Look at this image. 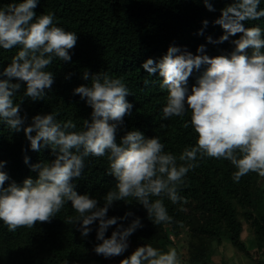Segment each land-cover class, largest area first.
Segmentation results:
<instances>
[{"label":"trees","instance_id":"16d2710c","mask_svg":"<svg viewBox=\"0 0 264 264\" xmlns=\"http://www.w3.org/2000/svg\"><path fill=\"white\" fill-rule=\"evenodd\" d=\"M21 2L0 0V8ZM233 2L209 0L214 9L210 11L204 0H37V7L33 9L36 16L54 13L53 24L74 32L77 41L69 50L70 61L54 57L45 69L53 73L54 82L45 89L42 98L33 100L25 94L26 82L10 80L20 84L13 101L19 106L24 124L16 131L0 118V171L8 176L3 187L13 182L22 187L27 178L35 181L38 169L34 166L51 164L56 158L50 145L42 146L39 151L32 150L23 131L36 115L56 114L57 121L72 120L76 124L74 131L86 130V122H92L93 109L87 98L75 94L74 90L80 85H90L91 77L96 74L121 78L129 90L126 99L133 107L117 127V145L122 144L128 132L139 131L146 139L159 137L164 152L177 158L185 148L196 146L198 134L191 124L190 109L182 117L164 118L168 92L161 87L163 78L158 71L149 74L142 65L149 58L158 63L170 46L199 55L197 48L204 45V54L210 57L230 56L235 50L234 41L243 34L229 35L220 42L225 30L215 21L222 9ZM260 9H264V0H260ZM241 23L245 28L260 27L264 39V17ZM18 51V46L12 49L0 46V79H9L3 72ZM252 51L249 48L247 54L250 56ZM261 52L264 54V48ZM208 67L202 64L199 69H193L187 82L189 92L192 86L198 85ZM85 73L88 79H84ZM109 155L106 152L100 157H85L80 177H73L71 181L78 194L96 199L100 207L104 206V197L109 191H117L118 180L110 174ZM177 162L180 163L179 159ZM195 163L197 167L186 174L179 186L183 199L173 204L167 197L163 198L170 221L155 223L133 197L116 200L106 218L117 217V224L108 227L105 238L117 227L126 228L139 217L142 226L127 238L128 248L121 254L123 259L146 244L162 251L171 249L169 226L178 239L186 235L188 264H218L216 254L220 255L221 264H228L223 248L226 242L241 252L245 262L264 264V176L249 172L235 182L232 177L236 168L227 159L206 155L201 159L198 154ZM78 216L71 201H66L50 222H37L32 228L20 227L10 232L0 221V264H109L111 257L95 251L102 243L97 239L99 219L84 236L81 221L73 222ZM177 255L180 259V254Z\"/></svg>","mask_w":264,"mask_h":264},{"label":"clouds","instance_id":"9594fccd","mask_svg":"<svg viewBox=\"0 0 264 264\" xmlns=\"http://www.w3.org/2000/svg\"><path fill=\"white\" fill-rule=\"evenodd\" d=\"M204 3L214 11L209 0ZM259 4L260 0H234L222 9L215 21L225 30L220 42L229 35L243 34L234 41L235 50L230 56L210 57L204 54V45L197 48L199 55L170 46L158 63L151 58L143 63L149 74L158 71L163 78L161 87L168 92L163 117H182L186 110L191 111V124L198 134L196 146L185 148L178 158L164 152L159 137L146 139L139 131L128 132L122 144L117 145V127L133 105L126 99L129 90L122 79L107 73L93 75L90 85H80L74 90L75 94L87 98L93 109L92 122H86V130L74 131L76 124L72 120L57 121L56 114L36 115L23 131L32 150L39 151L42 146L50 145L56 158L51 164L34 166L38 169V178L25 179L22 187L13 182L4 188L8 176L0 171V221L7 225L8 231L50 222L65 202L71 201L79 213L73 222L81 221L82 235L87 236L90 225L99 219L97 239L102 243L95 247L96 253L118 256L128 248L127 238L142 224L137 217L128 227L119 226L105 238L108 227L117 224L118 219L106 218L109 207L116 200L133 197L155 223L170 221L163 198L167 197L173 204L183 199L179 186L186 174L197 167L198 154L201 159L206 155L229 160L236 168L232 177L235 182L249 172L264 176V54L261 52L264 39L260 27L245 28L241 23L264 17V9L258 10ZM36 7L37 0H23L9 4L6 9L0 8V46L19 47L3 72L9 79H0V118L16 131L24 124L19 106L13 101L20 84L10 80L26 82L25 94L33 100L42 98L45 89L54 82L53 73L45 69L54 57L70 61L69 50L77 41L74 32L53 24L54 13L37 17L33 11ZM208 40L211 42V37ZM249 48L253 50L250 56ZM202 64L209 67L189 92L188 78ZM84 79H88V73ZM184 127H188L187 122ZM106 152L110 153V174L118 183L117 191H109L104 197V206L100 207L96 199L78 194L71 181L73 177H80L85 157H100ZM120 264L180 262L175 249L162 251L146 244L137 247Z\"/></svg>","mask_w":264,"mask_h":264},{"label":"rangeland","instance_id":"374dc122","mask_svg":"<svg viewBox=\"0 0 264 264\" xmlns=\"http://www.w3.org/2000/svg\"><path fill=\"white\" fill-rule=\"evenodd\" d=\"M167 231L169 233L170 239L173 242L171 249H175L177 254H180L179 262L180 264H188V253H187V242H186V235H182L179 239L175 236L174 232L171 230V227L167 226ZM246 234V233H245ZM244 234V235H245ZM224 256L228 264H251L250 262H245L243 260V256H241V252L234 248L230 243L223 244ZM219 250H216L218 253ZM109 264H120L121 260H123L121 255L112 256L110 258ZM215 260L218 264H221V257L220 255L216 254ZM94 264H101V263H94Z\"/></svg>","mask_w":264,"mask_h":264}]
</instances>
